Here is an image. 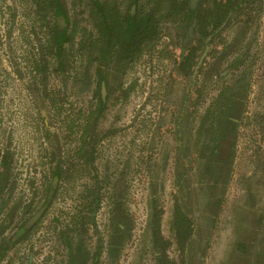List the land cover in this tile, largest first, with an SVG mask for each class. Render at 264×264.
I'll list each match as a JSON object with an SVG mask.
<instances>
[{"label": "flooded vegetation", "instance_id": "obj_1", "mask_svg": "<svg viewBox=\"0 0 264 264\" xmlns=\"http://www.w3.org/2000/svg\"><path fill=\"white\" fill-rule=\"evenodd\" d=\"M30 1L32 2V19L25 31V37L29 39V51L34 57L32 76L35 78L32 84L36 88H43L46 92L49 89L47 82L51 77L79 80L77 74H72L73 65L69 57L79 26L75 21L76 18L71 17L68 6L70 0H63V2L69 18L71 37L63 43L60 51L53 34L56 17L49 3L50 0ZM240 1H243L242 7L230 14V18L222 24L219 35L214 37L217 30L212 27V24L209 25L208 29L212 30V33L207 39L213 38V41L204 45L203 50L197 51V64L190 74L185 73L180 66L187 47L199 37V32L194 33L189 30V27L185 29L178 14L171 19L162 20L159 24L156 41L160 38L162 27L166 24H173L179 30L184 51L177 59L176 65L185 77L186 84L180 95V102L171 114L170 124L163 131L173 134L175 139L173 144L170 142L173 147L172 152L164 156V160H168L172 154L171 167L174 177L173 188L169 192L168 234L164 232V217L167 214L165 201L159 198L156 181L151 180L149 184L152 194L143 229L146 231L147 244L155 264H158L161 248L154 242L157 239L153 236L150 225L154 212L156 209L160 212L158 218L161 235L171 242L166 247V253L178 260L180 248L176 235L171 229L172 217L177 202L183 203L188 210L185 193L187 188L191 187L190 179L195 174L194 171L198 172L197 177H199L195 181V189L206 197L205 208L207 211L211 210L208 214L209 222L212 226L218 222L217 215L223 206L224 198L216 191L218 186L227 185L231 178L239 124L245 115L248 117L247 105L253 91V71L256 72L257 77L264 78V16H261L264 14L262 12L264 0H237V2ZM191 3L196 6L197 0H191ZM74 4L82 5L78 13H85L90 23L83 26V39L79 42L77 52L81 54L85 62L82 71L83 79L93 85V106L88 111L91 116L89 122L80 129L77 137L79 140L77 156L66 160L60 138L57 137V130L53 126L54 116L44 114L46 111L43 109L46 107L40 97L39 105L33 102L35 111L29 113L30 116H24L34 118L36 121L32 119L33 129L40 130L42 127L46 134L41 135L42 138L39 141L41 151L34 164V166H40L38 168L35 166L30 172L26 170L25 176H22L15 165L14 129H8L9 119L14 117L15 110L0 107V238L11 235L22 223L31 222L27 234L21 242L9 250L0 264H11L13 253L19 249L20 244L31 237L36 235V239L41 238L51 209L66 203L68 206L63 213L64 219L59 214L58 208H55L56 212L50 219L53 220L52 237L57 243V252L63 258L62 264H71L70 249L64 244V235L74 242V246L80 247L82 259L84 258L83 264H104V261L116 264L122 252L134 242L135 213L127 204L130 187L127 172L121 168L109 170L107 167L108 170L100 173L95 165L94 152L97 139L94 138L98 121L107 109L111 90L124 89L123 77L127 68L142 50L126 60L127 57L122 56L119 45L108 47L101 27L96 25L95 15H92L90 11L89 0H74ZM115 4L123 14L127 11L134 13L137 8L129 0H117ZM165 5L168 3H162V7ZM151 6L150 2L146 11L150 10ZM11 7L14 8L9 5V8ZM250 31H252L251 35H249ZM259 34L262 40H259ZM215 48L218 50L216 51ZM256 63L257 69L254 68ZM231 65L235 68L231 69ZM207 66L206 76L201 78L200 73ZM220 66H222L221 69H219ZM215 74L216 76H213ZM209 85H211V91L207 89ZM220 93L222 95L218 96ZM53 97L55 96L51 99L55 103L56 100ZM1 99L0 96V101ZM50 111L48 110V113ZM259 117V123L263 122L261 128L264 137V112ZM71 124L74 127V121H71ZM217 145H219L218 148ZM213 151H219V155L211 157ZM209 157H211L210 160ZM158 158L160 156H157L154 151L147 155L145 160L159 164ZM209 162L211 167L207 172L205 168ZM165 165L166 163L160 166L165 170ZM88 166L92 168L88 170ZM212 179L213 182H210ZM254 180L253 174H245L241 180L244 188L242 191L247 198L248 206L243 207L240 214L233 218L232 223L230 222L227 241L221 243L218 251L213 250L218 257L215 259V264H264V206L259 202L260 190L257 184L253 183ZM27 183L30 186L27 194L22 192L16 194L17 186L24 184L28 187ZM52 183H54L53 186ZM210 195L215 196L210 198ZM102 209H105V213L100 225L98 216ZM189 211L193 213L190 218L192 232L186 240L184 255H186V264H195L197 254L193 251V246L196 242L203 241L200 222L204 220L206 213L204 211L205 214L201 216L199 209L195 212ZM205 242L200 256L205 254L209 244L208 240ZM171 247L174 249V254L170 253ZM129 264L134 263L129 262Z\"/></svg>", "mask_w": 264, "mask_h": 264}, {"label": "rangeland", "instance_id": "obj_2", "mask_svg": "<svg viewBox=\"0 0 264 264\" xmlns=\"http://www.w3.org/2000/svg\"><path fill=\"white\" fill-rule=\"evenodd\" d=\"M31 4L30 0H19L18 3L17 0H0V96L2 98L0 107L15 110L14 117L9 119L8 129H14L15 165L22 176H25L26 170L30 172L36 166L34 164L41 151L39 141L41 135L46 134L42 127L40 130L33 129L32 119L36 121L34 118L24 116L35 111L33 102L39 105L40 97L47 108L43 109L46 111L44 114L54 116L53 126L57 130V137L60 138L66 160L77 156L79 141L77 137L80 129L89 122L91 114L88 111L93 106V85L83 79L85 62L77 52L79 42L83 39V26L90 24L85 13H78L82 5L76 6L74 0L68 3L71 17H75L79 25L74 47L70 49L69 55L73 65L72 74H77L79 80L51 77L47 82L49 89L45 92L43 88H36L32 84L35 78L32 76L34 57L29 51V39L25 37V31L32 19ZM9 5L14 8H9ZM262 12L264 13V9ZM259 29L261 31V28ZM259 40H262L260 34ZM182 45L178 28L173 24L164 25L160 38L143 47L141 53L127 68L123 77L124 89L111 90L107 109L97 124L94 138L97 139L94 152L95 165L100 173L108 170L107 167L109 170L121 168L127 172V178L130 180L127 204L135 213L134 242L122 252L116 264H129V262L155 264L147 244L146 231L143 229L152 194L149 187L151 180H155L158 184L159 198L164 199L167 207L164 232L168 234L169 192L173 188L174 177L171 167L172 154L168 156V160H164V156L172 152L175 139L173 134L163 131L170 124L171 114L176 110L186 84L185 77L176 65L177 59L184 51ZM257 67L256 63L254 68ZM221 68L222 66L219 67ZM206 69L208 70V66L200 73L201 78L206 76ZM253 72V91L247 105L248 117L245 115L239 124L231 178L227 185L218 186L216 191L224 198L223 206L217 215L219 216L217 224L212 226L209 222L208 214L211 210L207 211L205 208L206 197L195 189V181L199 178L198 172H193L195 174L190 179V193L188 188L185 193L188 210L195 212L199 209L201 216L206 213L204 220L200 222L203 241L196 242L193 246V251L197 254L195 264H215V259L218 257L213 250L218 251L221 243L227 241L230 222L232 223L233 218L240 214L243 207L248 206L241 181L245 174H253L255 177L253 183H256L260 190L259 202L264 206V137L261 128L263 122L259 123V116L264 112V78L257 77L256 72ZM207 89L211 91V85ZM52 96H55L53 97L55 103L51 99ZM48 110L51 111L48 113ZM71 121H74V127L70 125ZM154 151L160 156L157 159L159 164L145 160L146 156ZM165 163L164 170L160 165L163 166ZM90 168L92 167L88 166V170ZM210 182H213V179ZM29 189V185L26 187L20 184L16 188V194L19 192L27 194ZM214 196L210 195V198ZM67 206L66 203L51 209L41 238L36 239L35 235L20 244L19 249L13 253L11 264H62L63 258L57 252L58 246L52 237L53 220L50 219L56 212L55 208L60 210L59 214L64 219L63 213ZM104 213L105 209H102L98 216L100 225L104 220ZM205 240H208L209 244L205 254L200 256L202 248L205 247ZM170 253L174 254L173 247L170 248ZM104 264L110 263L104 261Z\"/></svg>", "mask_w": 264, "mask_h": 264}, {"label": "trees", "instance_id": "obj_3", "mask_svg": "<svg viewBox=\"0 0 264 264\" xmlns=\"http://www.w3.org/2000/svg\"><path fill=\"white\" fill-rule=\"evenodd\" d=\"M116 1L89 0V8L92 15H95L97 19L96 25L101 27V32L105 36L108 47L112 48L116 44L119 45L122 49V56L127 57L126 60L133 57L136 52L139 53L146 45L153 43L158 36L160 22L173 18L175 14L180 15L185 29L189 27L190 31L192 30L194 33L199 32V37L187 47L180 66L187 74L192 73L197 64V51L199 49L203 50L204 45L213 41V38L207 39L212 33V30L209 31L208 29L209 25L212 24V27L217 30L214 37L219 35L222 24L230 18L232 12L240 9L243 5V1L237 2V0H213V5H211V0H197L196 6L192 5L191 0H129L131 4L137 7L136 11L134 13L127 11L126 14H123L118 5L115 4ZM150 2L152 6L150 10L146 11ZM164 2H167L168 5L162 7V3ZM49 3L55 11L56 23L53 34L58 45V51H60L63 43L71 37L69 18L63 0H50ZM182 33L184 34V32ZM215 49L216 51L218 50L217 48ZM233 67L234 65H231L230 68L233 69ZM221 95L222 93L218 96ZM214 155H219V151H213L211 157ZM211 157H209V160ZM210 167L209 162L206 165L205 171L208 172ZM53 185L54 183H52ZM52 186H50L51 189H53ZM159 213L156 209L150 224L152 234L157 239L154 242L161 248L158 264H186L184 252L186 240L192 232V221L190 218L193 213L187 210L183 203H176L171 229L174 235H176L180 248V258L178 260L173 259L166 253V247L171 242L160 233ZM30 223L24 222L11 235L0 238V262L15 244L21 242L27 234L26 232L29 229ZM120 225L123 224L120 223ZM64 236L66 237H63L64 244L70 249V263L83 264L84 258L82 259L80 247L74 246V242L67 235Z\"/></svg>", "mask_w": 264, "mask_h": 264}, {"label": "water", "instance_id": "obj_4", "mask_svg": "<svg viewBox=\"0 0 264 264\" xmlns=\"http://www.w3.org/2000/svg\"><path fill=\"white\" fill-rule=\"evenodd\" d=\"M195 1V0H194Z\"/></svg>", "mask_w": 264, "mask_h": 264}]
</instances>
